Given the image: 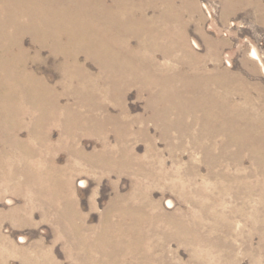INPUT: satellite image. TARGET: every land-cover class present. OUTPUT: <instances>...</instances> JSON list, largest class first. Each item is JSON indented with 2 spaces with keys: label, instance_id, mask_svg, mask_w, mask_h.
Listing matches in <instances>:
<instances>
[{
  "label": "rangeland",
  "instance_id": "374dc122",
  "mask_svg": "<svg viewBox=\"0 0 264 264\" xmlns=\"http://www.w3.org/2000/svg\"><path fill=\"white\" fill-rule=\"evenodd\" d=\"M164 2L172 5L167 3L170 12H166ZM115 3L0 0V82L18 89L19 85L15 86L8 74L26 70L44 77L52 86L53 95L60 96L62 109L58 108L55 114L58 119L54 115V123H48L45 129L51 134L50 161L40 156L33 160L35 165L64 170L61 180L69 179L74 184L69 197L73 199H69L70 214L51 209L42 197L34 201V192L28 191L24 183L0 189V264H98L109 259L110 254L115 261L129 260L135 258L132 244L138 242V236L142 239L137 250L139 258L150 256L154 264H264V0H132L128 11L133 19L109 14ZM146 5L149 6L144 13ZM69 9L80 10L79 17ZM150 16L155 19L156 46L148 48L144 44L148 43L144 27ZM111 18H116L115 22ZM71 20L84 22L87 29L96 31V38L105 34L112 41L109 52L99 57L96 50L71 45L75 40L67 32V22ZM142 23L144 27L138 28ZM43 35L50 44L41 45L39 37ZM57 41L63 47H53L52 43ZM210 41L216 45L214 58L207 57ZM16 44L30 51L32 58L27 61L25 52H15ZM7 45L9 49L5 48ZM254 48L263 63L251 56ZM114 49L115 59L111 58ZM120 64L134 76H127ZM146 66L148 72L152 69L151 82L142 70ZM103 67L107 69L102 71ZM70 68L92 76L82 78L78 70L69 73ZM218 74L233 79L228 82V93L223 94L221 87L213 93L207 86L211 83L206 78ZM236 78L239 80L235 82ZM81 85L88 88L80 90ZM206 88L209 92L204 91ZM89 101L93 105L88 106ZM206 104H211L210 114L204 108ZM14 108L17 111H11V122L21 125L20 128L9 127L6 116L0 114L2 152L10 149L16 136L27 142L33 137L31 126L36 113H28L30 109L22 99L15 102ZM67 111L72 113L73 121ZM76 149H83V156L77 155ZM18 177L20 180L23 176ZM53 192L57 193L55 189ZM140 213L145 217L139 224L136 220ZM105 224V230L120 238L123 251L111 244L113 251L107 256L100 251L86 255V247L95 242ZM77 228L88 238L87 243L80 244ZM107 246L106 250H112Z\"/></svg>",
  "mask_w": 264,
  "mask_h": 264
},
{
  "label": "bare ground",
  "instance_id": "6f19581e",
  "mask_svg": "<svg viewBox=\"0 0 264 264\" xmlns=\"http://www.w3.org/2000/svg\"><path fill=\"white\" fill-rule=\"evenodd\" d=\"M71 1V0H70ZM84 1V0H83ZM116 1V5H114L112 8L114 10H112L110 12V8L107 7V6H104L105 8L104 9H107L109 8V14L111 15H117L119 14L120 17H124V19H128V18H132V16H129V1H132V0H115ZM146 1V0H145ZM164 1V0H163ZM168 1V0H167ZM170 1V0H169ZM190 1V0H188ZM197 1V0H196ZM239 1V0H238ZM246 1V0H245ZM250 1V0H249ZM106 2V0H105ZM161 2V1H160ZM159 2V3H160ZM172 2V1H171ZM95 3V2H94ZM108 3V2H107ZM110 3V2H109ZM141 3V2H140ZM165 3V2H164ZM168 5H169V2H167ZM167 3L166 6H167ZM230 3V2H229ZM242 3V2H241ZM240 3V4H241ZM80 4V3H79ZM112 4V3H111ZM139 4V3H138ZM149 4V3H147ZM237 4V3H236ZM247 4V3H246ZM251 4V2H250ZM257 4V3H256ZM131 5V4H130ZM137 5V4H136ZM152 5V4H151ZM155 5V4H154ZM161 5V4H160ZM193 5V4H192ZM198 5V4H196ZM238 5V4H237ZM244 5V4H243ZM259 5V4H258ZM109 6V5H108ZM134 6H135V3H134ZM149 6V5H148ZM144 6V13L146 12L147 10V7ZM170 6V5H169ZM180 6V5H179ZM207 6V5H206ZM248 6V5H247ZM82 7V6H81ZM111 7V6H110ZM172 7V5L170 6ZM170 7H166V12H170L171 8ZM190 7H193V6H190ZM239 6H237L238 8ZM164 8V7H163ZM175 8V7H174ZM189 8V7H187ZM244 8V7H243ZM97 9V8H96ZM24 10V9H22ZM89 10V9H88ZM189 10V9H188ZM70 12H75L76 15L79 17V14H80V10H73V9H69ZM90 11V10H89ZM132 11V9H131ZM156 11V10H155ZM154 11V12H155ZM198 11V10H197ZM202 11V10H201ZM82 12V11H81ZM134 12V11H133ZM231 12V11H230ZM56 13V12H55ZM132 13V12H131ZM149 13V12H148ZM164 13V12H163ZM175 13V12H173ZM186 13V12H185ZM68 14V13H67ZM90 14V13H89ZM138 14V13H137ZM140 14V13H139ZM193 14V13H192ZM56 15V14H55ZM98 15V14H97ZM102 15V13H101ZM145 15V14H144ZM158 15V14H157ZM173 15V14H172ZM184 15V14H183ZM200 15V14H199ZM3 16V15H2ZM164 17V14L162 15ZM165 16H166V19L167 18V14L165 13ZM169 16V15H168ZM181 16V15H180ZM86 17V16H85ZM95 17V16H94ZM110 17V16H109ZM137 17V16H136ZM139 17V16H138ZM153 17V16H152ZM158 17V16H157ZM173 17V16H172ZM176 17V16H175ZM174 17V18H175ZM178 17V16H177ZM184 17V16H183ZM182 17V18H183ZM195 17V16H194ZM130 18V19H131ZM135 18V17H134ZM179 19H182L180 17H178ZM185 18V17H184ZM203 18V17H202ZM97 19V18H96ZM104 19V18H103ZM115 19L116 18H111V20H113L112 22H115ZM133 19V18H132ZM148 22L145 23L146 24V27H144L145 24H140L138 28H142L144 27L147 33V41L148 43H144L146 47L148 48H151V47H154L156 46L155 44V37H156V33H155V30H154V25H155V19L151 18L150 16V19L147 18ZM69 20V19H68ZM144 20V19H143ZM174 20V19H173ZM127 21V20H126ZM145 21V20H144ZM175 21V20H174ZM195 21V20H194ZM125 22V21H123ZM134 22V21H132ZM136 22V21H135ZM95 23V22H94ZM111 23V22H110ZM126 23V22H125ZM128 23V21H127ZM141 23V22H140ZM175 23V22H174ZM66 24V23H65ZM85 23L83 22V24L78 20V21H74V20H71V21H68L67 22V32L70 33L72 36L75 37V40H74V43L71 44L73 45L75 48H84V49H91V50H96L98 51V54H99V57L101 54L104 55V53H106L111 47V42H109V40H107L105 38V34L102 35V37H100L101 39H99L98 37L96 38L94 35L96 33V31L92 30V28L90 29H87V27L84 25ZM123 24V23H122ZM133 24V23H132ZM159 24V23H157ZM156 24V25H157ZM172 24V23H171ZM185 24V23H184ZM114 25V24H113ZM118 25V24H117ZM126 25V24H125ZM135 25V24H134ZM187 25H190V24H187ZM116 26V25H115ZM120 26V25H119ZM122 26V25H121ZM132 26V25H131ZM167 26V25H166ZM171 26V25H170ZM201 26V25H200ZM85 27V28H84ZM114 27V26H113ZM134 27V26H133ZM158 27V26H157ZM161 27V26H160ZM174 27V25H173ZM122 28V27H121ZM132 28V27H131ZM171 28V27H170ZM109 29V28H108ZM112 29V28H111ZM134 29V28H133ZM139 29V30H140ZM169 29V28H168ZM214 29V27H213ZM135 30V29H134ZM160 30V29H159ZM79 31L78 34H76L77 32ZM107 31V30H106ZM143 31V30H142ZM154 31V32H153ZM171 31V30H170ZM189 31V30H188ZM112 32V31H111ZM166 33V32H165ZM172 33V32H171ZM176 33V32H175ZM180 33V32H179ZM178 33V34H179ZM182 33V32H181ZM43 34V33H42ZM110 34V33H109ZM108 34V35H109ZM138 34V33H137ZM98 35V34H97ZM113 35V34H112ZM136 35V34H135ZM144 35V34H143ZM186 35V34H185ZM15 36V35H14ZM119 36V35H118ZM181 36V35H180ZM179 36V37H180ZM137 37V36H135ZM166 37V36H165ZM170 37V36H168ZM183 37V36H182ZM186 37V36H184ZM40 39H42V42H41V45L42 46H45V43L47 44H50V42H48V37L46 38L45 35L43 36H40L39 37ZM108 38V37H107ZM177 38V37H176ZM15 39V38H14ZM131 39V38H130ZM174 39V38H173ZM48 40V41H47ZM126 40V39H125ZM160 41V40H159ZM171 41V40H170ZM175 41V40H174ZM220 41V40H219ZM118 42V40L116 39V43ZM127 42V41H126ZM183 42V41H181ZM215 42V41H214ZM114 43V42H113ZM129 43V42H128ZM164 43V42H163ZM166 43V42H165ZM178 43V42H177ZM185 43V42H184ZM189 43V42H188ZM188 43H186V45H188ZM197 43V42H196ZM69 44V43H68ZM115 44V43H114ZM169 44V43H168ZM167 44V45H168ZM173 44V43H172ZM218 44V43H217ZM20 45L17 46L16 44V49H15V52H18V53H24L27 55V61L28 59L32 58L31 56V52L30 51H25L26 48H22L20 49ZM159 45V44H158ZM162 45V44H161ZM174 45H176V43H174ZM181 45V44H180ZM52 46L55 47V48H59L60 46L63 47V44L60 43L59 41L54 42L52 43ZM118 46V45H117ZM165 46V45H164ZM178 46V45H177ZM7 46H5V48H7ZM51 47V46H50ZM130 47V46H129ZM137 47V46H136ZM158 47V46H157ZM116 48V47H115ZM124 48V47H123ZM162 48V47H161ZM170 48V47H169ZM173 48V47H172ZM171 48V49H172ZM175 48V47H174ZM209 48H210V52H208L209 54L207 55V57L210 56V58H214L215 55L213 54L214 53V50L216 51V45L213 44V42L211 43L210 41V44H209ZM9 49V48H7ZM176 49V48H175ZM183 49V48H182ZM150 50V49H149ZM170 50V49H169ZM177 50V49H176ZM124 51V49H123ZM154 51V50H153ZM189 51V50H188ZM209 51V50H208ZM109 52V51H108ZM119 52V50H118ZM137 52V51H136ZM170 52V51H168ZM166 52V53H168ZM2 53V52H1ZM43 53V52H42ZM73 53V52H72ZM122 53V51H121ZM125 53V52H124ZM155 53V52H154ZM253 55H251L252 57L260 60L262 63H263V59L262 57L260 56V53L257 49L254 48V50L252 51ZM251 53V54H252ZM109 54V53H108ZM107 54V55H108ZM113 56H111V58L115 59L117 56H115L117 53L114 49V52H112ZM141 54V53H140ZM139 54V55H140ZM81 55V54H80ZM124 55V54H123ZM126 56H130L129 53H125ZM132 55V54H131ZM149 55V54H148ZM154 55V54H153ZM156 55V54H155ZM218 55V54H217ZM137 56V55H136ZM147 56V55H146ZM181 56H184V55H181ZM203 56V55H202ZM110 57V56H109ZM131 57V56H130ZM180 57V56H179ZM189 57V56H188ZM193 57V56H192ZM195 57V56H194ZM17 59V57H15ZM97 58V57H95ZM104 58V57H103ZM136 58V57H135ZM154 58V57H153ZM163 58V57H162ZM169 58V57H168ZM178 58V57H177ZM120 59V58H119ZM133 59V57H132ZM141 59V58H140ZM143 59V58H142ZM183 59V58H182ZM108 60V59H107ZM117 60V59H116ZM126 60L127 62H130V58L129 57H126ZM146 60V59H144ZM204 60V59H202ZM206 60V59H205ZM94 61V60H92ZM143 61V60H142ZM179 61V60H178ZM184 61V60H183ZM119 62H124L123 61H118L116 63H119ZM126 62V63H127ZM137 62V61H136ZM154 62V61H153ZM200 62V61H199ZM228 62L230 64H232V62L230 60H228ZM26 63V62H25ZM79 63V62H78ZM140 63V62H139ZM146 63V62H145ZM166 63V62H165ZM181 63V61H180ZM208 63V62H207ZM130 64V63H129ZM135 64V63H134ZM144 64V62H143ZM151 64V63H150ZM171 64V63H170ZM189 64V63H187ZM5 65V64H4ZM11 65V64H10ZM38 65V64H37ZM121 65V64H120ZM137 65V64H136ZM176 65V64H175ZM86 66V65H85ZM107 66V65H106ZM151 66V65H150ZM168 66V65H167ZM188 66V65H187ZM217 66V65H216ZM223 66V65H222ZM119 67V66H118ZM122 68H124L126 71V75L129 76V77H133V72L128 70V68L122 64L121 65ZM140 67V66H139ZM156 67V66H155ZM170 67V66H169ZM144 68V67H143ZM142 68V70L144 71V74H145V79H148L150 82L151 80V75H149V72H151V70L148 72V66H146L144 69ZM182 68V67H181ZM24 69V68H23ZM107 68L103 67V70H106ZM117 69V68H116ZM191 69V68H190ZM78 70V72H80L78 75L83 78H91L89 73L87 72H81L79 71V69H72L70 68V71L69 73H73L74 71ZM83 70V69H82ZM109 70V69H108ZM135 70V69H134ZM137 70V69H136ZM139 70V69H138ZM141 70V71H142ZM157 70V68H156ZM212 70V69H210ZM216 70V69H215ZM220 70V69H219ZM162 71V70H161ZM160 71V73H161ZM208 71V70H207ZM228 71V70H227ZM48 72V71H47ZM117 72V71H115ZM164 72V71H163ZM176 72V71H175ZM178 72V71H177ZM212 72V71H211ZM108 73V72H107ZM143 73V72H142ZM158 73V72H157ZM167 73V71H166ZM223 73V72H222ZM8 74V73H7ZM89 74V76H88ZM139 74V72H138ZM170 74V73H169ZM181 74V73H180ZM211 74V73H210ZM213 74V73H212ZM228 74V73H227ZM227 74H218V75H211V76H208L206 79H208V82L211 83V85H207L210 87V91L212 90V92L214 93L215 90L217 89V87H221L220 89L222 90L223 94L224 92H229V88H231L230 86H228V82L232 81L231 78H229L227 76ZM232 74V72H231ZM8 75H12V80H14L13 82L16 83V85H19L18 89H16V87H12V86H6L4 83L0 82V114H3L6 119V123H8L9 127H12V128H20L18 126H21V125H18L17 123H14V121L11 122V118L13 116V114H10L11 111L12 112H16L17 110L14 108V104L15 102H17V100H21L23 101V103L25 102L27 104V107L30 109V111H28V113L31 112V110L33 111V113L35 112L36 114H34V120H33V123H32V131H33V137L31 139V141L27 142L25 140H22V139H19L17 136L13 142V144L10 146V149H7L5 151H0V180H2V182H0V189H11V188H16V187H20V184L22 185L23 183L27 185L28 187V191H33L34 192V201L36 198L38 197H42V199H44L46 205H50V207H52L51 209H58L60 212H62V214H67L71 212V210L69 209L70 208V205H69V197H70V193L71 191H74V184L73 182L69 179H66L65 181L61 180L62 178V174L65 173L64 170H60L58 169L57 167L54 168L52 165H49V166H45V167H42L40 165H35V160H33L34 157L36 156H40L41 158L45 159V160H49L50 161V157H49V154L50 152L53 150V148H51L50 146V140H51V134L49 133L48 130H45L47 129L46 127L48 126V123H54V115L56 114L58 108H60V102H61V98L60 96L59 97H55V95H53V88L52 86L47 82V80L44 79V77L42 76H39L38 74L36 73H32L30 71H26L23 72V71H20L19 73L18 72H13L11 74H8ZM159 75V74H158ZM164 75V73H163ZM162 75V76H163ZM166 75V74H165ZM202 75V74H201ZM240 75V74H239ZM111 76V75H110ZM122 76V75H121ZM172 76V75H171ZM183 76V75H182ZM185 76V75H184ZM195 76V75H194ZM232 76V75H231ZM154 77V75H153ZM175 77V76H174ZM190 77V76H189ZM192 77V76H191ZM200 77V76H198ZM238 77V76H237ZM135 78V77H134ZM158 78V77H156ZM170 78V77H169ZM187 78V76H186ZM234 78V77H233ZM243 78V77H242ZM104 79V78H103ZM115 79V78H114ZM122 79V78H121ZM174 79V78H173ZM195 79V78H193ZM197 79V78H196ZM110 80V79H109ZM227 80V81H226ZM239 78H236L234 81H238ZM4 81V80H3ZM147 81V80H146ZM167 81V80H166ZM185 81V80H184ZM195 81V80H194ZM206 81V80H205ZM12 82V83H13ZM51 82V81H50ZM155 82H158V81H155ZM172 81H170L171 83ZM188 82V80H187ZM198 82V81H197ZM8 83V82H7ZM160 83V82H158ZM157 83V84H158ZM167 83V82H166ZM183 83V82H182ZM186 83V82H185ZM11 84V83H10ZM184 84V83H183ZM196 84V83H195ZM234 84V83H233ZM242 84V83H241ZM240 84V85H241ZM117 85V84H116ZM115 85V87H116ZM146 85H147V82H146ZM190 85V84H188ZM201 85V83H200ZM247 85V84H246ZM250 85V84H249ZM248 85V86H249ZM114 86V85H113ZM157 86V85H156ZM174 86V85H173ZM202 86V85H201ZM243 86V85H242ZM98 87V86H97ZM168 87V86H167ZM166 87V88H167ZM171 87V86H170ZM179 87V86H178ZM206 87V86H205ZM88 86H85V85H81L80 87V90L82 89H87ZM128 88V87H127ZM145 88V87H144ZM150 88V87H149ZM152 88V87H151ZM150 88V89H151ZM169 88V87H168ZM176 88V87H175ZM180 88V87H179ZM203 88V87H202ZM201 88V89H202ZM233 88V87H232ZM126 89V88H124ZM147 89V88H146ZM164 89V88H163ZM172 89V88H171ZM174 89V88H173ZM197 89V88H196ZM248 89V87H247ZM127 90V89H126ZM125 90V91H126ZM149 90V89H147ZM166 90V89H165ZM169 91V89H167ZM182 90V89H181ZM21 91V92H20ZM105 91V90H103ZM115 91V90H114ZM171 91V90H170ZM196 91V90H195ZM203 91V90H202ZM205 92H209V90L206 88V90H204ZM240 91V89H239ZM20 92V93H18ZM117 92V91H116ZM143 92V91H142ZM150 92V91H149ZM159 92V91H158ZM157 92V93H158ZM183 92V91H182ZM185 92V91H184ZM191 92V91H190ZM233 92V91H232ZM249 92V91H248ZM65 93V92H64ZM107 93V92H106ZM161 93V92H160ZM165 93V92H164ZM168 93V92H167ZM246 93V92H245ZM93 94V93H92ZM111 94V93H110ZM121 94V93H120ZM170 94V93H169ZM175 94V93H173ZM183 94V93H182ZM187 94V93H186ZM189 94V93H188ZM126 95V94H125ZM143 95V93H142ZM185 95V94H184ZM195 95V94H194ZM241 95V94H240ZM83 96V95H82ZM104 96V95H103ZM106 96V95H105ZM122 96V95H121ZM154 96V95H152ZM168 96V95H167ZM169 96H172V95H169ZM205 96V95H204ZM252 96V95H251ZM88 97V96H87ZM100 97V96H99ZM190 97V96H189ZM208 97V95H207ZM210 97V96H209ZM225 97V96H224ZM230 97V96H229ZM246 97V96H245ZM24 98V99H23ZM28 98V99H26ZM109 98H110V95H109ZM167 98H170V97H167ZM181 98V97H180ZM200 98V97H199ZM211 98L213 99V97L211 96ZM249 98V97H248ZM85 99V98H84ZM100 99V98H99ZM98 99V100H99ZM111 99V98H110ZM151 99V98H149ZM164 99V98H163ZM173 99V98H172ZM184 99V98H183ZM182 99V100H183ZM206 99V98H205ZM204 99V101H205ZM235 99V98H234ZM74 100V99H73ZM125 100V99H124ZM153 100V99H152ZM180 100V99H179ZM178 100V102H180ZM186 100V99H185ZM197 100V98H196ZM214 100V99H213ZM218 100V99H217ZM226 100V99H225ZM231 100V99H230ZM251 100V99H250ZM253 100V99H252ZM255 100V99H254ZM101 101V100H100ZM115 101V100H114ZM123 101V100H122ZM157 101V100H156ZM159 101V100H158ZM171 101L170 99L167 101L169 102ZM198 101V100H197ZM200 101V100H199ZM198 101V102H199ZM208 101V100H207ZM221 101V100H219ZM218 101V103H219ZM223 101V100H222ZM233 101V100H232ZM78 102H81V99L78 101ZM155 102V101H154ZM165 102V103H167ZM190 102V101H189ZM197 102V103H198ZM203 102V101H202ZM213 102V101H212ZM226 102V101H225ZM71 103V102H70ZM83 103V102H82ZM102 103V102H101ZM118 103V102H117ZM126 103V101H125ZM188 103V102H187ZM193 103V102H192ZM204 103V102H203ZM210 103V102H208ZM255 103V102H254ZM100 104V103H99ZM175 104V103H174ZM177 104V103H176ZM183 104V103H182ZM195 104V103H194ZM201 104V103H199ZM93 105V102L89 101L88 102V106H91ZM97 105V104H96ZM150 105V104H149ZM161 105V104H160ZM186 105V104H185ZM185 105H183L185 107ZM197 105V104H196ZM202 105V104H201ZM211 105V104H210ZM209 104H206L204 105V108L205 110L209 113V111L211 110V107H210ZM224 105V104H223ZM155 106V105H154ZM182 106V105H180ZM198 106V105H197ZM226 106V105H225ZM234 106V105H233ZM236 106V105H235ZM234 106V107H235ZM241 106V105H240ZM73 107V106H72ZM99 107V106H98ZM103 107V106H101ZM124 107V106H123ZM159 107V106H158ZM162 107V106H161ZM178 107V106H177ZM190 107V105H189ZM202 107V106H200ZM218 106L216 105L215 108H217ZM220 107V106H219ZM96 108V107H95ZM105 108V106H104ZM109 108V107H108ZM121 108V107H120ZM151 108V107H150ZM180 108V107H179ZM194 108V107H193ZM231 108V107H230ZM238 108V106H237ZM241 108V107H240ZM62 109V107H61ZM66 109V108H65ZM78 109L79 111H81L79 108H76ZM97 109V108H96ZM184 109V108H183ZM198 109V108H197ZM196 109V110H197ZM200 109V108H199ZM218 109V108H217ZM217 109H214V111H216ZM226 109V108H225ZM70 110L71 112H75L73 110V108H70L68 109ZM88 110V109H87ZM102 110V109H101ZM105 110V109H104ZM153 110V109H152ZM164 110V109H163ZM169 110V109H168ZM203 110V109H202ZM227 110V109H226ZM241 110V109H240ZM26 112V110H24ZM182 111V110H181ZM192 111V110H190ZM194 111V110H193ZM230 111V110H229ZM235 111V110H234ZM66 112V111H65ZM68 112V111H67ZM71 112H68L66 113L67 115H69V119L72 118V113ZM160 112V111H159ZM177 112V111H176ZM180 112V111H179ZM204 112V111H203ZM211 112V111H210ZM217 112V111H216ZM231 112V111H230ZM32 113V112H31ZM59 113V112H58ZM90 113V112H89ZM95 113V112H94ZM149 113V112H148ZM156 113V112H155ZM182 113V112H181ZM184 113V112H183ZM187 113V112H186ZM185 113V114H186ZM194 113V112H193ZM197 113V112H196ZM237 113V112H236ZM154 114V113H153ZM168 114V113H167ZM170 114V113H169ZM168 114V115H169ZM190 114V113H189ZM192 114V113H191ZM190 114V115H191ZM210 114V113H209ZM215 114V112H214ZM225 114V113H224ZM235 114V113H233ZM26 115V114H25ZM76 115V114H75ZM79 115V114H78ZM81 115V114H80ZM98 115V114H97ZM106 115V114H105ZM116 115V114H115ZM163 115V114H161ZM171 115V114H170ZM179 115V114H178ZM202 115V114H201ZM204 115V114H203ZM219 115V113H218ZM222 115V114H221ZM145 116V115H144ZM156 116V115H154ZM166 116V115H165ZM194 116V115H193ZM199 116V115H198ZM241 116V115H240ZM58 116L55 115V118H57ZM77 117V116H76ZM107 117V116H106ZM148 117V116H147ZM171 117V116H170ZM169 117V118H170ZM185 117V116H184ZM196 117V116H195ZM219 117V116H217ZM221 117V116H220ZM230 117V116H229ZM257 117V116H256ZM152 118V117H151ZM176 118V117H175ZM201 118V117H200ZM211 118V117H209ZM216 118V117H215ZM226 118H227V115H226ZM237 118V117H236ZM58 119V118H57ZM63 119V118H62ZM65 119V118H64ZM80 119V118H79ZM96 119V118H95ZM150 119V118H149ZM156 119V118H155ZM229 119V118H228ZM235 119V118H234ZM243 119V118H242ZM254 119V118H253ZM67 120V119H66ZM86 120V119H85ZM115 120V119H114ZM113 120V122H114ZM154 120V119H153ZM176 120V119H175ZM203 120V119H202ZM205 120V119H204ZM214 120V119H213ZM226 120V119H225ZM236 120V119H235ZM72 121H73V118H72ZM80 121V120H79ZM128 121V120H127ZM201 121V120H200ZM206 121V120H205ZM223 121V120H222ZM233 121V120H232ZM245 121V120H244ZM257 121V120H256ZM60 122V121H59ZM107 122V121H106ZM132 122V121H131ZM166 122V120H165ZM189 122V121H188ZM198 122V121H197ZM218 122V121H217ZM227 122V121H226ZM230 122V121H229ZM246 122V121H245ZM123 123V122H122ZM138 123V122H137ZM177 123V122H175ZM204 123V122H203ZM214 123V122H213ZM219 123V122H218ZM235 123V121H234ZM239 123V122H238ZM250 123V122H249ZM247 122V125L249 124ZM254 123V122H253ZM256 123V122H255ZM94 124V123H93ZM106 124V123H105ZM165 124V123H164ZM172 124V123H171ZM201 124V122H200ZM205 124V123H204ZM225 124V123H224ZM233 124V123H232ZM231 124V125H232ZM237 124V123H236ZM24 125V124H22ZM83 125V124H82ZM118 125V124H117ZM127 125V124H126ZM167 125V124H166ZM188 124H186L187 126ZM193 125V124H192ZM208 125V124H207ZM210 125V124H209ZM220 125V123H219ZM218 125V126H219ZM239 125V124H238ZM237 125V126H238ZM244 125V124H243ZM250 125V124H249ZM252 125V124H251ZM258 125V123H257ZM263 125V124H262ZM67 126V125H66ZM103 126V125H102ZM105 126V125H104ZM107 126V125H106ZM155 126V125H154ZM194 126V125H193ZM224 126V125H223ZM222 126V127H223ZM228 125H226L225 127L226 128H229L227 127ZM254 126V125H253ZM158 127V126H157ZM183 127V126H182ZM198 127V126H197ZM204 127V125H203ZM206 127V126H205ZM247 127V126H246ZM28 128V127H27ZM121 128V127H120ZM147 128V127H146ZM202 128V127H200ZM218 128V127H216ZM225 128V129H226ZM231 128V127H230ZM252 128V127H251ZM259 128H260V125H259ZM85 129V127H84ZM161 129V128H160ZM175 129V128H174ZM186 129V128H185ZM189 129V128H188ZM198 129V128H197ZM205 129V128H204ZM221 129V128H220ZM235 128H232V131L234 130ZM243 129V128H242ZM246 129V128H245ZM257 129V128H255ZM16 130V129H15ZM43 130V131H42ZM80 130V129H79ZM142 130V128H141ZM144 130V129H143ZM165 130V129H164ZM171 130V129H170ZM169 130V131H170ZM187 130V129H186ZM210 130V129H209ZM247 130V129H246ZM262 130V129H260ZM86 131V130H85ZM135 131V130H134ZM166 131V130H165ZM168 131V132H169ZM221 131V130H220ZM225 131V130H224ZM164 132V131H163ZM200 132V130H199ZM226 132V131H225ZM229 132V131H228ZM243 132V131H242ZM258 132V131H257ZM262 132V131H261ZM72 133H74L72 131ZM106 133V132H105ZM134 133V132H133ZM162 133V132H161ZM160 133V134H161ZM222 133V132H221ZM220 133V134H221ZM230 133V132H229ZM228 133V134H229ZM238 133V132H237ZM241 133V132H239ZM244 133V132H243ZM149 134V133H148ZM191 134V133H190ZM196 134V133H195ZM215 134V133H214ZM219 134V135H220ZM245 134V133H244ZM261 134V133H259ZM258 134V135H259ZM18 135V134H17ZM96 135V134H95ZM124 135V134H123ZM179 135V134H178ZM185 136V134H183ZM212 135V134H211ZM235 135V134H234ZM256 135V136H258ZM94 136V135H93ZM125 136V135H124ZM201 136V135H200ZM230 136V135H229ZM241 136V135H240ZM238 136V137H240ZM244 136V135H243ZM251 136V135H250ZM146 137V136H145ZM181 137V136H180ZM189 137V136H188ZM195 137V136H194ZM213 137V136H212ZM218 137V136H217ZM259 137V136H258ZM262 137V136H261ZM3 138V137H2ZM168 138V137H167ZM184 138V137H183ZM201 138V137H200ZM215 138V137H214ZM228 138V137H227ZM232 138V137H231ZM235 138V136H234ZM233 138V139H234ZM257 138V137H255ZM74 139V138H73ZM123 139V138H122ZM193 139V138H192ZM226 139V138H225ZM259 139V138H258ZM130 140V139H129ZM178 140V139H177ZM183 140V139H182ZM229 140V139H228ZM248 140V139H247ZM195 141V140H194ZM233 141V140H232ZM230 141V142H232ZM236 141V139H235ZM255 141V140H254ZM170 142V141H169ZM264 142V141H263ZM5 143V142H4ZM33 143L38 144L37 147H33ZM185 143V142H184ZM213 143V142H212ZM239 143V142H237ZM256 143V142H255ZM173 144V142H172ZM228 144V143H227ZM232 144V143H231ZM240 144V143H239ZM243 144V143H242ZM262 144V142H261ZM193 145V144H192ZM198 145V144H197ZM204 145V144H203ZM209 145V144H208ZM213 145V144H212ZM233 145V144H232ZM235 145V144H234ZM260 145V144H258ZM60 146H64L62 144H60ZM153 146V144H152ZM172 146V145H171ZM181 146V145H180ZM225 146H226V143H225ZM240 146V145H239ZM66 147V146H65ZM223 147V146H222ZM232 147V146H231ZM241 147V146H240ZM245 147V146H244ZM250 147V146H248ZM181 148V147H180ZM225 148V147H223ZM234 148V147H233ZM247 148V147H246ZM251 148V147H250ZM253 148V147H252ZM52 149V150H51ZM243 149V148H242ZM245 149V148H244ZM78 152H77V155L79 156H83L84 154V150L83 149H76ZM185 150V149H184ZM189 150V149H188ZM257 150V149H256ZM259 150V149H258ZM112 151V150H111ZM177 151V150H176ZM181 151V150H180ZM226 151V150H225ZM245 151V150H244ZM261 151V150H260ZM157 152V151H156ZM155 152V153H156ZM164 152V151H163ZM204 152V151H203ZM207 152V151H206ZM223 152V151H222ZM229 152V151H228ZM231 152V151H230ZM177 153V152H176ZM175 153V154H176ZM225 153V152H224ZM259 153V152H257ZM263 153V152H262ZM157 154V153H156ZM161 154V153H160ZM212 154V152H211ZM232 154V152H231ZM234 154V153H233ZM256 154V153H255ZM264 154V153H263ZM244 155V154H243ZM254 155V154H253ZM257 156L259 154H256ZM73 156V155H72ZM88 156V155H87ZM92 156V155H90ZM135 156V155H134ZM162 156V155H161ZM211 156V155H210ZM213 156V155H212ZM211 156V157H212ZM256 156V157H257ZM260 156V155H259ZM262 156V155H261ZM86 157V156H85ZM120 157V156H119ZM150 157V156H149ZM191 157V155H190ZM222 157V156H221ZM255 157V158H256ZM208 158V157H207ZM229 158V157H228ZM245 159V157H243ZM263 158V157H261ZM85 159V158H84ZM210 159V158H209ZM233 159V158H232ZM38 160V159H37ZM86 160V159H85ZM119 160V159H118ZM83 161V160H82ZM125 161V160H124ZM207 161V160H206ZM240 161V160H239ZM237 162V161H236ZM94 163V162H93ZM46 164V163H45ZM125 164V163H124ZM123 164V165H124ZM129 164V163H128ZM168 164V163H167ZM191 164V163H190ZM212 164V163H211ZM256 164V163H255ZM96 165V164H95ZM147 165V164H146ZM42 167V168H41ZM113 167V166H112ZM129 167V166H128ZM158 167V166H157ZM164 167V166H163ZM167 167V166H165ZM256 167V166H255ZM61 168V167H60ZM144 168V167H143ZM104 169V168H103ZM121 169V168H120ZM152 169V168H151ZM139 170V169H138ZM145 170V169H144ZM200 170V169H199ZM210 170V169H209ZM263 171V170H262ZM259 172V171H258ZM71 173V172H70ZM170 173V172H169ZM179 173V171H178ZM22 174L23 177L20 178V180L18 179V175L20 176ZM152 174V173H151ZM165 174V173H164ZM209 174V173H208ZM60 175V176H59ZM175 175V174H174ZM176 177V176H175ZM183 177V175H182ZM186 177V176H185ZM64 179V178H62ZM196 179V178H195ZM180 180V179H179ZM197 180V179H196ZM10 182H12V185L9 184ZM75 182V181H74ZM178 182V181H177ZM182 182V181H181ZM183 183V182H182ZM198 183V182H197ZM193 184V183H192ZM185 185V183H184ZM237 185V184H236ZM248 185V184H247ZM76 186V185H75ZM231 187V186H230ZM241 187V186H240ZM55 189V191H57V193H54L53 190ZM184 189V188H183ZM24 190V188H23ZM60 190V191H59ZM229 190V189H228ZM237 190V189H236ZM237 192V191H236ZM76 193V192H75ZM168 193V192H167ZM55 197H57V199H55ZM65 198V200H63L62 198ZM116 197V196H115ZM75 198V197H74ZM131 198V197H130ZM193 198V197H192ZM71 201L73 199H70ZM133 202V201H132ZM136 202V201H135ZM205 203V202H204ZM74 204V202H73ZM72 205V204H71ZM199 205V204H198ZM211 205V204H210ZM40 207V206H39ZM139 207V206H138ZM18 208V207H17ZM32 209V208H31ZM43 209V208H42ZM126 209V208H125ZM203 209V208H202ZM80 210V209H79ZM126 211V210H125ZM134 211V210H133ZM139 211V210H138ZM59 214V213H58ZM147 215V214H146ZM139 219H137V223L140 224V222H143L144 221V217L142 213H140L139 215ZM76 217V216H75ZM136 217V216H135ZM161 217V216H160ZM216 217V216H215ZM14 218V217H13ZM85 218V217H84ZM60 219V218H59ZM147 219V217H146ZM161 219V218H160ZM127 220V219H126ZM182 220V219H181ZM185 220V219H184ZM18 221V220H17ZM117 221V220H116ZM69 223V222H68ZM129 223V222H128ZM184 223V222H183ZM181 223V224H183ZM91 225V224H90ZM110 225V224H109ZM107 224H105L101 230V232L98 234L96 240L94 243H92L89 247L87 246L86 247V252L85 254L86 255H89V256H93L94 254H98V251L101 252V254H104V255H108L111 251H113V248H116L118 251H123L121 246L119 245L120 243V238H116V234L115 233H111L107 230H105ZM179 226V225H178ZM137 227V226H136ZM129 228V227H128ZM179 228V227H177ZM66 229V228H65ZM85 229H88V227H85ZM182 229V228H180ZM103 230H105L106 232H104ZM127 230V229H126ZM77 233H78V240L80 242V244H85L88 242V238L85 236V235H82L81 233V229L80 228H77L76 229ZM130 231V230H129ZM144 231V230H143ZM70 232V231H69ZM106 233L105 235L102 234V233ZM108 232V233H107ZM140 232V231H139ZM182 232V231H181ZM143 233V232H142ZM120 234V233H119ZM183 234V233H182ZM181 234V235H182ZM142 235V234H141ZM135 238V237H134ZM143 238H145L143 236ZM116 240V241H115ZM123 240V239H122ZM135 240V239H133ZM145 240V239H144ZM138 242L136 243H133L132 244V251L134 253V256L135 258L133 259H129L127 260V258H123V259H120L119 261H115V259H113V254H110L109 256V259L107 258L105 261L103 260L101 263L102 264H154L152 263V261L150 262L151 258H149L150 256H143L142 258H139V255L137 254V250L140 248V243L142 241V239L140 238V236H138V239H137ZM126 243V242H125ZM112 244V246H111ZM129 244V243H128ZM107 245H110L112 250H106L105 247H109ZM126 245V244H125ZM142 250V249H141ZM143 251V250H142ZM105 252V253H103ZM108 253V254H107ZM132 253V254H133ZM125 254V253H124ZM127 254V253H126ZM123 255V254H122ZM121 256V255H120ZM119 256V257H120ZM117 260V259H116ZM48 261V260H47ZM41 262V261H40ZM101 263H98V264H101ZM35 264V263H34Z\"/></svg>",
  "mask_w": 264,
  "mask_h": 264
}]
</instances>
